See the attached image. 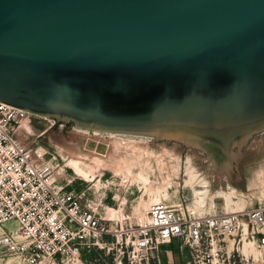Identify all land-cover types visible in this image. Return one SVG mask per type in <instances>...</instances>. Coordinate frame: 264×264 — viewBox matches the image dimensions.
Listing matches in <instances>:
<instances>
[{
    "label": "water",
    "instance_id": "water-1",
    "mask_svg": "<svg viewBox=\"0 0 264 264\" xmlns=\"http://www.w3.org/2000/svg\"><path fill=\"white\" fill-rule=\"evenodd\" d=\"M0 100L200 147L245 188L237 159L264 131V0H0Z\"/></svg>",
    "mask_w": 264,
    "mask_h": 264
},
{
    "label": "built area",
    "instance_id": "built-area-1",
    "mask_svg": "<svg viewBox=\"0 0 264 264\" xmlns=\"http://www.w3.org/2000/svg\"><path fill=\"white\" fill-rule=\"evenodd\" d=\"M32 114L0 100V256L13 255L25 264H92V251L116 243L118 264H125V257L144 264L151 256L160 264L162 247L178 239L181 252H189L182 262L169 264H238L230 253L224 256L221 244L239 227L238 213L183 215L158 201L150 204L146 221L115 224L84 192L58 184L45 152L34 151L16 134ZM245 215L263 227L257 243L264 250V201ZM10 221L16 226L5 225Z\"/></svg>",
    "mask_w": 264,
    "mask_h": 264
},
{
    "label": "rangeland",
    "instance_id": "rangeland-1",
    "mask_svg": "<svg viewBox=\"0 0 264 264\" xmlns=\"http://www.w3.org/2000/svg\"><path fill=\"white\" fill-rule=\"evenodd\" d=\"M33 113L16 127L19 139L34 151L45 152V158L51 160L55 167L54 178L58 184L69 190L84 192L87 198L98 203L101 213L110 217L108 220L115 224L126 225L146 221L147 211L154 202L152 198L158 189L167 193L161 194V201L180 208L178 210L183 215L188 213V210L196 216L228 212L238 207L248 210L264 201V131L253 134L243 146L245 153L237 159L245 184V188H242L229 175L228 181L215 178L213 175L217 170L212 168L215 164L200 147L173 138L157 139L156 135L137 132L116 131L119 133L117 136L108 138L111 136L110 131L115 130L92 128L72 120H59L53 115ZM28 124L35 128L34 132H30L31 130L26 127ZM96 130L103 134L104 139L109 140L111 146L108 148L106 167L96 168V179L88 180L66 165L67 161L62 151L69 152L71 146L86 143V136L90 137ZM189 158L196 170V177H192L189 172ZM141 169L148 173L150 182L138 176ZM169 174L172 176L170 182ZM217 174L221 175L220 172ZM253 179L257 181L256 188L252 187ZM204 181L210 183L211 194L202 203L196 190L204 188ZM231 186L236 188V194L233 195V201L228 204L224 195L217 194L220 190L229 192ZM212 195L216 199L215 205L212 204ZM243 217L248 222L247 234L244 235L238 227L234 233L223 237L221 244L225 247L224 256L227 257L230 253L231 259H235L238 264H264V250L258 247L257 239L254 245L251 244L253 233L258 231V224L246 215ZM110 246L92 251L90 253L92 264H118L120 251L116 243ZM176 247L177 243L162 247V250L168 248L171 251L168 256L161 250L162 264H168V258H174ZM188 252V248H185L184 252H181L182 258L187 256ZM124 262L130 264L127 257ZM0 264L25 263L13 255H6L0 256ZM144 264L159 262L157 258L151 256Z\"/></svg>",
    "mask_w": 264,
    "mask_h": 264
},
{
    "label": "bare ground",
    "instance_id": "bare-ground-1",
    "mask_svg": "<svg viewBox=\"0 0 264 264\" xmlns=\"http://www.w3.org/2000/svg\"><path fill=\"white\" fill-rule=\"evenodd\" d=\"M26 127H28L31 130L30 132H34L33 130L35 128L32 125L28 124ZM110 134L111 136L109 137L107 136L108 138L115 137L119 133L116 131H110ZM103 137H104L103 134L100 133L98 130H96L94 134L90 135V137L86 136V139H87L86 143L83 142L79 146L78 145L71 146L69 148V152L62 151V155L64 159L67 161L66 165L70 167L71 169H73L74 172L78 174L79 176H81L82 178H85L88 180H95L96 179L95 169L106 167L107 156H108V152L111 146L109 144V140L104 139ZM99 142L104 143L105 147L103 148V147L97 146ZM188 162H189L188 163L189 172L191 173L192 177H196L197 173H196V170L194 169L191 158H189ZM212 168L216 170L215 165H213ZM216 174L217 173L214 172L213 176L215 178L226 179L228 181L227 174H223L222 177L221 175L218 176V174L216 177ZM138 176L144 179V181L150 182V177L148 173H146L143 169L139 171ZM171 180H172V176L169 174L168 182H170ZM98 181L100 182L101 178ZM204 183L205 185L203 189L196 190V193L199 196L200 201L202 203H204L206 201V198L211 194L210 183L208 181H204ZM256 183H257L256 179H253L252 181L253 188H256ZM162 193H165V195L167 194L166 192H162V190L158 189V191H156V193L154 194L152 200H154V202L161 201ZM234 194H236V188L231 186V190L229 192H224L223 190H220L218 191L217 195H224L226 197L227 203L230 204L233 201ZM212 197H213L212 204L215 205L216 204L215 196L212 195ZM181 208L183 207L181 206ZM123 209H124V206H123ZM123 209L121 212H123ZM246 211H247L246 208L238 207L237 209H233L227 212V213H238L239 214V228H241V231L243 232L244 235L247 234V231L249 229L248 222L243 217ZM106 218L111 219L108 216H106ZM16 224L17 223L15 221H10V222L5 223V225L8 227H14L16 226ZM262 228H263L262 226L258 225V231L253 233L252 235L253 240L251 241L252 245L255 244V241L257 239V232L261 231Z\"/></svg>",
    "mask_w": 264,
    "mask_h": 264
},
{
    "label": "crops",
    "instance_id": "crops-1",
    "mask_svg": "<svg viewBox=\"0 0 264 264\" xmlns=\"http://www.w3.org/2000/svg\"><path fill=\"white\" fill-rule=\"evenodd\" d=\"M176 243H177V247H176V249H174V258L173 259L168 258V260L172 261L174 263H180V262H182L183 258L181 256V252H180V248H179V241L178 240L176 241V239H173L169 244H166L164 246L175 245ZM162 251H165L168 256L171 253V251H169L168 248H163ZM160 264H162V261Z\"/></svg>",
    "mask_w": 264,
    "mask_h": 264
},
{
    "label": "flooded vegetation",
    "instance_id": "flooded-vegetation-1",
    "mask_svg": "<svg viewBox=\"0 0 264 264\" xmlns=\"http://www.w3.org/2000/svg\"><path fill=\"white\" fill-rule=\"evenodd\" d=\"M60 120V119H59Z\"/></svg>",
    "mask_w": 264,
    "mask_h": 264
}]
</instances>
